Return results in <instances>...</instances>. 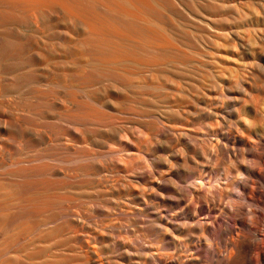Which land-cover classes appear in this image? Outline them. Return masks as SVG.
Here are the masks:
<instances>
[{"label":"bare ground","instance_id":"6f19581e","mask_svg":"<svg viewBox=\"0 0 264 264\" xmlns=\"http://www.w3.org/2000/svg\"><path fill=\"white\" fill-rule=\"evenodd\" d=\"M5 1L2 25L19 10L18 0ZM112 1L108 16L122 30L98 27L105 36L91 60L71 70L61 44L49 51L31 39L40 29L0 28V163L11 142L34 147L36 116L79 122L88 135L77 131L76 142L103 149L120 137L122 145L109 148L119 158L102 169L78 149L80 164L64 179L52 163L67 153L60 142L42 164L4 161L0 180L16 189L19 211L0 219V239L9 228L15 264H28L23 232L40 219L45 234L34 240L44 237L46 264H264V0ZM10 59L27 86L30 77L27 94L23 83L12 89L22 73L8 69ZM8 87L24 94L7 98ZM65 103L78 112L58 107ZM127 123H142L137 143L122 139Z\"/></svg>","mask_w":264,"mask_h":264},{"label":"rangeland","instance_id":"374dc122","mask_svg":"<svg viewBox=\"0 0 264 264\" xmlns=\"http://www.w3.org/2000/svg\"><path fill=\"white\" fill-rule=\"evenodd\" d=\"M3 1H5V0H3ZM27 1H28V3L31 2V3H29V5L31 4L30 7L26 6V5H28V3L25 5L24 2H27ZM27 1L24 0L23 3H22V0L16 1L17 2L16 7H19V10H18V8H16V10H17L16 11V19L5 23V25H2L0 23V28L2 26H3V28L9 26L11 28H14L15 31L17 30L18 32L20 31V30H18V27H19V29L22 28L23 31L25 30V28H27V29H32V28L40 29L42 33L38 34V36H35V37L31 36V39H34L36 42L38 41L39 42L38 44H40L42 49H46L49 51H52L53 45L51 43L56 44V46L58 44L60 46V44H61L63 47V50H64L63 54L66 57L65 59H63L64 61H62V62L64 64V67L67 70L68 69L71 70L73 65H74L73 68H76L75 65L77 67H80V65L83 64L84 62L86 63L87 61L89 62L91 60V57L93 56V48H94L95 44L97 42H99L101 38H104V36H105V34H103L104 36L102 37V35H101L100 36L101 38L99 36L96 37L95 32H98V31L100 32L102 26H103L102 29L105 32L107 30L111 31V30H109L110 28L112 30H114V29L116 30L118 28L117 31L122 30V28L120 26L118 27V24L114 23V21L111 20L108 16L109 11H107V8L109 10V5H107V4H108V1L110 2V4H113L112 0H108V1L107 0H99V1H96V0H48V2L51 1L49 5H48V2H47V4H44V2H46L47 0H43V1L41 0L42 2H40V0H38L39 2L36 0H27ZM19 3H21V4H19ZM2 4H4V3H0V11L3 12V10H4L5 13L4 12L3 13L6 14L7 6L5 4L4 5H2ZM22 4H24V5H22ZM43 4L46 6H43ZM39 5H41V6H39ZM23 6H24V11H23V9L20 10L21 8H23ZM48 11L51 12L52 16H49L50 12H48ZM82 13H85V14H82ZM45 15H46V17L49 16L50 20H48L49 18L48 17L46 18ZM78 16L82 17V18H79ZM84 16L86 17L85 19L83 18ZM106 19H107L108 23H105V22H107ZM110 21L114 25L112 23H109ZM101 22H103L104 24ZM50 23L51 24L53 23V25H51ZM105 24L106 25L108 24V26L110 25V27L107 26L109 29L107 27L105 28V26H106ZM90 25L93 27H91ZM112 26L117 27V28H112ZM28 27H30V28H28ZM98 27L100 30L98 29ZM60 34H61L62 40L59 38H56V37H59ZM46 36H47V38H46ZM13 58H14V60L17 59V63H18V61L24 62V60L21 57H16V58L13 57ZM18 58H20L21 60H18ZM11 60H13V59L9 60L10 62L8 63V65L10 63L16 64V62H11ZM23 62L20 63L19 67L22 68L21 64H23ZM18 64H16L15 67ZM48 64L51 68H53L55 70V75L57 78H54V79L57 80L58 77H60L62 79L64 72L61 69H58L54 65V62L50 61ZM12 65H9L8 69H10L9 67H12ZM19 67L17 69L19 70L20 75H21V73L23 75L22 71H25V69L24 70L22 69V71L20 72L21 68L19 69ZM13 69L15 70V68H13ZM83 69L86 71L88 70V68L86 66H84ZM13 73H18V71L15 70V72H13ZM26 74H27V72H26ZM26 74H24L25 76H27L26 78L24 77L25 79H23L24 75L23 76L21 75L22 78L19 77L18 75H16L18 77V79H16L17 77L15 76L16 77L15 80H17L16 82H14V80H13L14 78L12 77L13 78L12 79L13 84H11V85L14 87L13 88L11 86L12 89H15V87L20 86L21 83H23V80H24V83L28 82L27 81L28 80L27 79L28 74L27 75ZM51 75H53V74H51ZM52 77H55V76H52ZM19 78L22 79V81ZM30 81L31 80L29 77V83H28L29 85L27 86L26 84L23 83L24 86H22V85L20 86V88H22V89L25 88V94H27L26 88L29 89V87H32V84ZM53 86L55 87V85H53ZM9 87H8L9 90L6 88L9 93L7 92L6 89H5L6 92L4 93V94H6L7 98L10 95V91H12L11 95H14V94L16 95V93L18 92L17 88H16V91H17L16 92L14 90H11L10 89L11 87L10 88ZM57 89L61 91L62 95L64 94L65 88L62 87V83H59V85L57 86ZM88 90H91V88ZM14 92H16V93H14ZM22 92H23V90H22ZM19 93H20V90H19L18 94ZM20 94L23 95L24 93H20ZM25 96H27V95H25ZM4 97H5V95H4ZM11 98H10V100H11ZM7 102L9 103L8 99H7ZM65 105L66 106L58 105V107H62V110H63L64 107L66 108L69 106L68 108H66V109H68L69 113L71 112L72 114H75L78 112V110H76L77 108L75 106L73 107V105H71L69 103H65ZM71 107H72V109H71ZM74 108H76V109H74ZM263 108H264V104H263ZM45 109H46V107H45ZM58 110H61V108H55L52 111V113L49 112V114L51 113L50 116L58 117L57 115L54 114V113L59 114L60 111H58ZM45 114H46V112H45ZM49 114L48 115L46 114V116H49ZM115 114L117 116L122 115V117H125V114H123V113L122 114L121 113H115ZM23 116H24V118H26L28 115L26 113ZM29 117L26 119L33 118V122L36 124V125L33 124L36 127V132H35L34 137L32 135V141H33L34 147L31 150L27 149L23 145V143L17 142V141H16V143H15V141L11 142L12 144L10 143L9 146H7L8 144L4 145L5 147L6 146L7 147L4 148L2 151L5 153H3L4 154L3 155V162L0 163V172H4L9 168L7 163L4 161H7L10 163L11 160L13 161V160L18 159L15 162H21L22 165H26V166L29 165L30 166L29 162H24V159L26 161V159L31 160V158L32 159L38 158L41 160H36L37 162L33 161L35 163L34 165L42 164L43 162H45L47 160V159H45V157H46L47 152H49V150H52V148L55 147L54 150H56V152L58 151L57 150L58 149L57 144L59 142L61 144L63 143L62 145H64V146L66 145L68 150H66L67 153L59 150L61 153L58 152L59 155L57 153L55 161L52 162L56 166L57 170L62 172V175H58V177H60V176L62 177L65 174L71 173V171H72L71 168L74 167V165L76 164L75 160L78 158L77 153L78 152L81 153L82 150L86 151L87 154L91 153L92 155H95L94 161L95 160H96L95 162L99 161V162H97V165L101 169L104 166H105L104 168H106V165H107V168H110L113 166L114 161L115 162H116V160L118 161L119 157L116 154H114V156H116V158L114 156H113L114 157L113 158L111 154L110 155H107V154L111 152V149H112V151L119 150L118 146H120V148H122V145L118 144L120 141V137H118L114 140L117 144H115L113 141L110 143V145L108 147H105L103 149L99 148V147L96 148L94 146L91 147V145H89V144H86V143L81 142V141L76 142V140H75L77 131H78V134L82 133L84 137H86L88 135L85 126L81 125L79 122L78 123L74 122V121L72 122L70 120L68 122L67 121H64V122L61 121L60 122V120L57 118H55V119L51 118V120L49 122H46V121H44L45 119H42L40 116L31 117V118H29ZM23 121H24V123H26L25 120H23ZM141 124H136V126H135V124L127 123V125H126L127 131L122 133V137H125V138H122V139L127 140V142H131V140H133L132 142L137 143V139L139 138V135L140 136L142 135L140 132H139L140 134L138 133V131H139L138 129H141L143 127V125H141ZM130 126H132V127H130ZM140 126H141V128H140ZM63 128L66 129L67 134L61 133V130ZM132 129H133V131H132ZM125 133H127V136ZM55 138H57V139H55ZM50 139H52V140L55 139V141H53L50 144V142H49ZM52 144H53V147H52ZM84 145H86V146H84ZM109 148H111V149H109ZM78 149H79V151L77 152ZM40 154L42 156H40ZM62 155L64 157H69V158H64ZM43 157H44V159H43ZM71 157H72V160H71ZM110 157H111V159L109 160ZM59 158H60V160H59ZM112 158H113V162L111 161ZM57 159L59 160L58 162L56 161ZM63 159L64 160L67 159V161L65 162ZM79 160L80 159L78 158V165L80 164ZM108 160H109V162H108ZM60 161H62V162H60ZM33 162H31L32 165H33ZM68 162L70 164H68ZM3 163H6V164L3 165ZM61 163H63V164H61ZM19 165L20 164H17L18 168H19ZM100 165H103V166L101 167ZM108 165H109V167H108ZM14 167H16V166H14ZM14 167H12V168H14ZM64 172H65V174H64ZM63 177L61 179H64ZM13 178L16 179L15 177H13ZM15 192H16L15 188L9 186L4 180H0V214H1L0 219L3 222L4 221L9 222L10 218L13 217V215H16L19 211ZM22 222H25V220H19V221H16V223H15V226L19 225L18 226L19 231H23L26 227L25 223H22ZM32 222L36 225L37 230L34 229L35 227H33L31 231L28 229H25L26 231L23 232V237L25 238V241L20 244V246L22 247V252L24 254V259L28 264H46L48 261V257L46 256L47 252H46L45 242L43 240L44 237L42 239L40 238L37 241L34 240L35 237L38 236L39 232H42L43 234H45V232L43 231L44 227L41 224L40 219H35V221H32ZM32 222H31V224H33ZM20 223H22V224H20ZM12 244H13V240L11 241V238H10V229L2 226V228H1V239H0V250H1V252L6 253V255H7V257H6V255L3 257V262L5 264H8V263L9 264H15V255L16 254L14 252H12L10 249ZM17 247H18V245H17ZM8 251L10 252V254L7 253ZM46 258H47V261H46Z\"/></svg>","mask_w":264,"mask_h":264}]
</instances>
